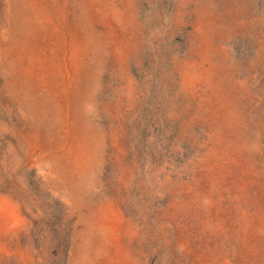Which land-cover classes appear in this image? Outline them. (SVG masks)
I'll return each instance as SVG.
<instances>
[{"label": "rangeland", "instance_id": "1", "mask_svg": "<svg viewBox=\"0 0 264 264\" xmlns=\"http://www.w3.org/2000/svg\"><path fill=\"white\" fill-rule=\"evenodd\" d=\"M0 264H264V0H0Z\"/></svg>", "mask_w": 264, "mask_h": 264}]
</instances>
